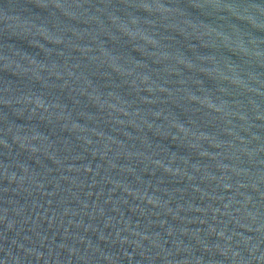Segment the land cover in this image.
<instances>
[{
  "label": "water",
  "instance_id": "1",
  "mask_svg": "<svg viewBox=\"0 0 264 264\" xmlns=\"http://www.w3.org/2000/svg\"><path fill=\"white\" fill-rule=\"evenodd\" d=\"M0 264H264V0H0Z\"/></svg>",
  "mask_w": 264,
  "mask_h": 264
}]
</instances>
